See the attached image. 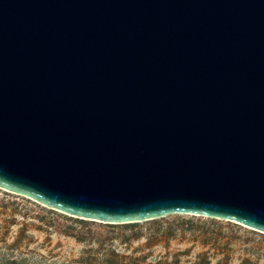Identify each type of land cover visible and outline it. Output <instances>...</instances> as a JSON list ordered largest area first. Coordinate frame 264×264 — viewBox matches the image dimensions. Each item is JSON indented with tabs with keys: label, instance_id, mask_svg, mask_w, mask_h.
Listing matches in <instances>:
<instances>
[{
	"label": "water",
	"instance_id": "1",
	"mask_svg": "<svg viewBox=\"0 0 264 264\" xmlns=\"http://www.w3.org/2000/svg\"><path fill=\"white\" fill-rule=\"evenodd\" d=\"M0 189L264 234V0H0Z\"/></svg>",
	"mask_w": 264,
	"mask_h": 264
},
{
	"label": "rangeland",
	"instance_id": "2",
	"mask_svg": "<svg viewBox=\"0 0 264 264\" xmlns=\"http://www.w3.org/2000/svg\"><path fill=\"white\" fill-rule=\"evenodd\" d=\"M116 255L125 258L124 264H264V234L186 214L100 223L0 189V261L118 264Z\"/></svg>",
	"mask_w": 264,
	"mask_h": 264
},
{
	"label": "trees",
	"instance_id": "3",
	"mask_svg": "<svg viewBox=\"0 0 264 264\" xmlns=\"http://www.w3.org/2000/svg\"><path fill=\"white\" fill-rule=\"evenodd\" d=\"M116 257L118 258V259H121L120 261H118L119 263L118 264H124V260H125V258H123V257H121V256H118V255H116ZM132 260H134V259H132ZM134 262H138L137 260H134ZM0 264H20V263H18L16 260H14V259H8V260H4V261H0ZM129 264H131V263H129Z\"/></svg>",
	"mask_w": 264,
	"mask_h": 264
}]
</instances>
